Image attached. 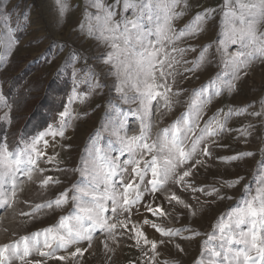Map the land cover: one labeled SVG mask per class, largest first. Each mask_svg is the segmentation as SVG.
I'll use <instances>...</instances> for the list:
<instances>
[{
    "label": "snow or ice",
    "instance_id": "6c2138e0",
    "mask_svg": "<svg viewBox=\"0 0 264 264\" xmlns=\"http://www.w3.org/2000/svg\"><path fill=\"white\" fill-rule=\"evenodd\" d=\"M56 3L59 13L64 14L67 0H56ZM187 6L188 0H115L111 4L107 0H91L86 6L85 15L77 25L78 35L102 46L99 59L113 78L112 91L125 104L136 105L131 114L140 120V132L127 136L124 119L111 121L105 130L115 139L103 146L102 137L97 135L88 157H82L78 171L87 176L89 182L64 189L54 200L37 204L21 215L35 218L45 209L62 208L69 203L71 213L41 231L0 243V264H47L48 260L73 264L87 251L81 243L86 242L87 247H91L97 235L104 236L101 243L108 251L111 250L109 239L118 243V237H127L145 258L133 264H157L159 246L171 244L177 237L193 239L201 234L187 227H162L143 213L153 218L164 217L167 213L163 203H167L182 206L194 216L193 205L182 198L188 190L231 199L221 194V188L195 186L194 177L199 168L207 166L205 159L197 157L213 159V148L223 146L224 135L233 131L228 125L233 116L248 114L264 121V110L220 108L207 119H204V110L214 97L238 91L237 82L247 75L245 70L252 63L264 62V30H261L264 0H223L219 10L196 12L192 21L177 31L173 21L184 15ZM118 8H121L119 13ZM217 11L221 30L219 39L214 42L213 55L218 56L221 72L208 84L194 90L187 110L152 139L148 121L154 102H162L163 109L171 110L183 92L182 88L173 92L176 76L186 78L185 74L206 63L212 48V45L203 46L196 60L189 61L185 59L187 53L197 52V49L191 44L181 47L180 43L197 37L210 14ZM129 12L131 15H126ZM19 44L11 38L6 42L0 54V67L10 62ZM48 62H52L51 58ZM181 64L192 66L180 73ZM102 86L96 82L97 89ZM173 96L177 97L175 101ZM74 98H70L69 103ZM0 102L8 109L0 120L10 122L11 105L3 93H0ZM60 117L58 126L38 132L22 146L0 138V209L11 207L17 201L23 191L21 176L32 180L33 172L47 171L41 167V161L57 172L64 170L57 160L58 154L48 152L56 138L66 135L70 117L67 108ZM252 127L236 129L245 142ZM254 155L247 151L215 159L231 164ZM244 179L237 176L233 182H224L222 187L233 188ZM60 183L58 177L42 175L40 186L55 187ZM243 189L241 199L217 218L213 232L207 234L199 264H264V160L260 161L258 178L244 184ZM137 213H141L139 218ZM145 225L164 239L150 238ZM175 247L183 251L179 243ZM33 254L45 259L31 258Z\"/></svg>",
    "mask_w": 264,
    "mask_h": 264
},
{
    "label": "rangeland",
    "instance_id": "374dc122",
    "mask_svg": "<svg viewBox=\"0 0 264 264\" xmlns=\"http://www.w3.org/2000/svg\"><path fill=\"white\" fill-rule=\"evenodd\" d=\"M109 4L115 0H107ZM68 8L64 14H60L56 0H0V54H3L6 42L15 39L20 42L19 47L14 50L10 62L0 67V93H3L9 105H11L10 122L0 120L4 126L2 138H6L10 144L30 142L33 136L27 135L25 125L31 118L33 109L41 97L45 94L47 85L56 77H67L70 89L66 97L64 109L58 113L55 121L48 127L59 125L62 113L66 108L70 113L68 127L64 138H56L53 147L48 149L49 153L55 151L57 160L63 171H55L52 166L41 161V167L47 171L41 174L35 171L32 180L21 176L23 183L17 201L8 208L0 209V243L41 231L51 225H55L63 215L71 213L72 205L69 203L62 208L45 209L38 213L35 218L21 215L30 212L37 204L54 200L56 194L64 189H70L75 185L83 186L89 182L88 177L81 175L78 169L81 167L82 157H88L92 147L93 139L99 135L102 137L100 143L107 146L115 138L105 129L113 120L124 119V129L127 136L138 135L140 132V120L133 116L132 110L135 104H125L120 101L112 91V76L107 72L105 66L99 59L103 48L92 39H85L78 35L77 25L85 15L86 6L91 0H67ZM223 0H188V6L184 15L173 21L177 31L189 24L196 12L205 9H217L222 6ZM118 13L121 8L117 9ZM126 15H131L130 12ZM221 18L219 11L211 13L203 25V31L195 38H189L180 43L183 47L193 45L197 52H188L185 59L195 61L199 50L205 45H212L209 49L207 62L198 66L194 72L176 76V88H182L178 103L171 110H165L161 104H153L152 115L149 117L150 133L155 139L157 133L171 125L180 117L188 107L192 93L196 89L208 84L209 80L221 72L222 65L218 63L215 52V41L220 36ZM261 30H264L262 27ZM235 46H233V49ZM231 50V49H230ZM51 58L52 62H48ZM183 65L178 71L184 73ZM247 75L242 76L237 82L238 91L228 94L223 93L214 97L211 104L204 110V119L210 117L217 109L225 111L229 107L242 109L247 107L249 111H261L264 106V62L255 61L246 70ZM96 82L102 87L96 88ZM41 84L39 90L32 86ZM8 90V91H7ZM27 92L26 94L24 93ZM26 96L27 98L24 99ZM35 96V97H34ZM69 103V99L73 98ZM13 99L19 100L14 102ZM177 97L173 96L175 101ZM8 111L0 102V116ZM127 114V115H125ZM264 121L245 114L233 116L228 125L233 129L226 133L221 140L223 146L213 148V159L197 157L206 160V167L199 168L194 177L196 187L213 186L221 188V194L230 196L231 199H219L208 197L199 192L188 190L182 194V198L193 205L196 214L190 215L188 210L182 206L173 207L163 203L164 217H151L143 213L149 219H154L162 227L175 229L187 227L194 229L201 235L193 239L173 240V243L159 246L157 264H199L201 250L207 234L213 232V226L217 218L229 208L234 207L243 195V185L258 178L260 161L264 160ZM252 125L249 129L250 136L247 142L236 131L241 126ZM45 130H47V128ZM50 143L52 138L49 137ZM254 152L252 157L226 164L215 157H226L240 152ZM42 175H53L61 181L55 187L42 188L40 181ZM237 176L245 179L233 188L222 187L224 182H233ZM255 186V185H253ZM175 190L174 186H171ZM180 194V193H178ZM27 202V203H26ZM141 213H137L139 218ZM150 238L160 240L164 237L156 233L150 226H144ZM15 233V235H13ZM182 235H190L183 233ZM104 236L97 235L87 247L86 242L81 243L82 248L87 251L82 257L73 261V264H133L143 261L141 250L134 246V242L127 237H118V243L107 241L110 251L105 250L103 244ZM179 243L183 251L176 249ZM34 259H45L33 254ZM47 264H61L48 260Z\"/></svg>",
    "mask_w": 264,
    "mask_h": 264
},
{
    "label": "trees",
    "instance_id": "16d2710c",
    "mask_svg": "<svg viewBox=\"0 0 264 264\" xmlns=\"http://www.w3.org/2000/svg\"><path fill=\"white\" fill-rule=\"evenodd\" d=\"M70 87L69 79L67 77L59 78V76L47 85V89L44 90L45 94L36 103L31 118L25 125L24 130L27 135H36L38 132L45 130L52 121L57 119L58 113L64 109ZM41 88V84L32 86V90H39ZM24 93L26 94L27 92L24 91ZM24 97V99L27 98L26 96ZM13 101L16 103L19 100L13 99ZM3 128L4 126L0 125V138L4 135Z\"/></svg>",
    "mask_w": 264,
    "mask_h": 264
}]
</instances>
